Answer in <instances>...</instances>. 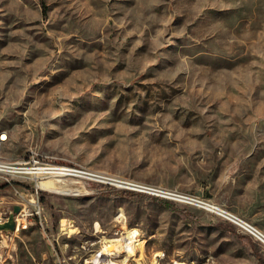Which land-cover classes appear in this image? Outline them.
Returning a JSON list of instances; mask_svg holds the SVG:
<instances>
[{
  "label": "rangeland",
  "instance_id": "374dc122",
  "mask_svg": "<svg viewBox=\"0 0 264 264\" xmlns=\"http://www.w3.org/2000/svg\"><path fill=\"white\" fill-rule=\"evenodd\" d=\"M2 132L5 161L38 153L196 201L72 177L40 191L45 230L17 229L35 185L0 179V225H16L0 264H264L203 204L264 232V0H0ZM131 232L135 256L117 245Z\"/></svg>",
  "mask_w": 264,
  "mask_h": 264
},
{
  "label": "built area",
  "instance_id": "2783aa9c",
  "mask_svg": "<svg viewBox=\"0 0 264 264\" xmlns=\"http://www.w3.org/2000/svg\"><path fill=\"white\" fill-rule=\"evenodd\" d=\"M4 141H6V134L0 133V143ZM72 177L77 178L79 181L88 180L106 185L111 188L137 191L161 198L175 199L186 202L196 201L189 197L145 185H140L113 176H110L109 178H102L100 174L99 176H92V173L89 171L59 165L56 162L50 161L49 159L39 155L38 153H31L26 159L13 162L5 161L0 157V179L2 181L13 185L16 184V181H30L35 185L36 189L32 194L35 196V199L32 200L34 203H31V200L27 201L28 206H32V211L29 207L23 210L20 218L16 219L17 229L29 228V226L32 224V221H35L39 222L42 228L45 230L40 191H49L45 188L39 187L37 183L39 181L52 180L62 183L63 186H68V184L71 183ZM17 193L19 195V192ZM229 216L230 218L228 220L239 226L243 233L264 247V232L261 229L236 214L233 215L230 213Z\"/></svg>",
  "mask_w": 264,
  "mask_h": 264
},
{
  "label": "bare ground",
  "instance_id": "6f19581e",
  "mask_svg": "<svg viewBox=\"0 0 264 264\" xmlns=\"http://www.w3.org/2000/svg\"><path fill=\"white\" fill-rule=\"evenodd\" d=\"M2 133H4V132H2ZM89 172H91V171H89ZM91 173H92V176H99L98 174H96L94 172H91ZM101 177L102 178H107V177H104V176H101ZM37 185L39 187L47 189L49 192H51L50 189H56V186H55L56 184L52 180L39 181L37 183ZM60 192L63 193L62 191H60ZM30 202L34 203L32 200ZM203 204L206 205L207 208L210 209L211 211H213L216 214H218L220 216H223V217H225L227 219L230 218V216H229L230 213L235 215L234 213H232V212H230V211H228V210H226L224 208H221L219 206H216L214 204H211V203H203ZM135 238H136V233H134V232L128 233L127 236H125L122 239L118 240V244L117 245H118L119 249L122 252H127V253L131 254V256H135V250L137 248V245H139V244H137L138 240L135 239ZM140 248H142V247H140ZM109 251H110V248L108 246H105L104 247V253H108L109 254ZM93 261H94L95 264L99 263V260H98L97 257H94ZM111 264H113V263H111ZM153 264H157V260H155L153 262ZM177 264H180V263H177Z\"/></svg>",
  "mask_w": 264,
  "mask_h": 264
},
{
  "label": "trees",
  "instance_id": "16d2710c",
  "mask_svg": "<svg viewBox=\"0 0 264 264\" xmlns=\"http://www.w3.org/2000/svg\"><path fill=\"white\" fill-rule=\"evenodd\" d=\"M47 10H48L47 7L43 5V16L44 17L47 16ZM107 194L111 196L124 197V198L148 197V198H152V199H155L161 202L162 204L166 205V207H170V202L166 200L165 198L153 196L147 193L130 191V190H114Z\"/></svg>",
  "mask_w": 264,
  "mask_h": 264
},
{
  "label": "water",
  "instance_id": "95a60500",
  "mask_svg": "<svg viewBox=\"0 0 264 264\" xmlns=\"http://www.w3.org/2000/svg\"><path fill=\"white\" fill-rule=\"evenodd\" d=\"M18 210H19V208L17 207L15 209V212L17 213ZM15 227H16V225H15V221H14V215H12L8 222L0 225V230H3V229L14 230Z\"/></svg>",
  "mask_w": 264,
  "mask_h": 264
}]
</instances>
